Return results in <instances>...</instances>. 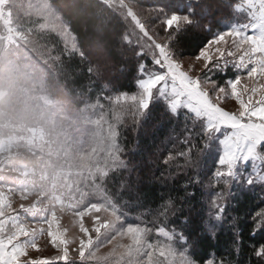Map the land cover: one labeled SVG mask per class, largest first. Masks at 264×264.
<instances>
[{
  "label": "trees",
  "instance_id": "1",
  "mask_svg": "<svg viewBox=\"0 0 264 264\" xmlns=\"http://www.w3.org/2000/svg\"><path fill=\"white\" fill-rule=\"evenodd\" d=\"M234 3L6 0L3 4L11 10L13 23L31 37L6 51L0 39V91H5L0 97V135L17 131L11 123L42 125L51 140L54 163L64 156L65 163L70 154H90L88 141L95 132L115 141L101 154V192L86 199L117 210L121 229L129 225L148 229L141 246L144 255L152 253L153 264H170L169 243L192 264H264V258L255 255L264 245V227L256 228L261 219L257 213L264 211V179L248 183L238 174L222 183L216 177L223 130L215 134L219 139L208 140L201 131L193 140L189 131L200 129L205 118L183 105L173 113L168 107L171 97L160 96L156 89L146 114L135 121L130 112L121 113L123 101L117 104L120 95H138L139 79L160 70L152 61L155 43H166L165 37L172 33L168 43L176 56L194 57L207 40L239 19ZM159 6L169 15H189L193 24L174 25L166 33L155 11ZM209 67L213 68L209 77L219 86L245 74L233 65ZM64 118L75 120L69 139L64 137ZM84 127L78 139L71 138ZM257 152L264 154V142ZM21 160L37 170L41 166L18 156ZM88 174L90 182H98L92 169ZM161 228L168 238L156 233ZM161 249L164 255L159 254ZM61 264L103 263L72 258ZM122 264L143 263L127 259ZM171 264L183 263L178 259Z\"/></svg>",
  "mask_w": 264,
  "mask_h": 264
},
{
  "label": "rangeland",
  "instance_id": "2",
  "mask_svg": "<svg viewBox=\"0 0 264 264\" xmlns=\"http://www.w3.org/2000/svg\"><path fill=\"white\" fill-rule=\"evenodd\" d=\"M5 2L6 0H0V39L4 51L13 49L25 38L31 37L28 31H21L13 23L11 10L3 7ZM234 8L239 14V19L230 27H238L246 36L258 34L260 29L256 25L264 19V0H235ZM141 16L145 18L144 15ZM200 17L206 15L201 14ZM48 20L47 18L46 22H49ZM52 24L58 26L54 21ZM43 25L42 27H49L51 22ZM228 50L229 46L226 45L224 59L229 61L227 66L233 65V58L227 56ZM178 59L182 67L188 70L189 65L195 61V56ZM201 64L202 61L196 62L195 68L189 73L195 77L201 75ZM227 66L221 62V68ZM160 71L163 70L155 72ZM243 75H246V71ZM4 94L5 91L1 90L0 97ZM211 96L215 102V93H211ZM219 106L226 111L238 112L239 105L232 99L230 89L229 95L219 101ZM64 124L67 125V129L63 130L64 137L69 139L68 133L74 128L75 120L64 118ZM9 126L17 131L12 135L14 146L12 145L10 153L5 154V144L0 147V166L5 162L10 169L8 172L0 170V264H10L13 253L16 256L15 264H61L72 258L92 259L103 264H122L127 259H130V262L150 264L149 256H152V253L144 255L141 243L138 245L127 236V228H119L117 210H112V207L105 203L87 202L86 199L101 192V154L106 148L115 146V141L107 140L98 132L92 137L86 133L88 138L91 137L88 141L92 146L90 154L86 153L87 156H84L78 153V156H75L74 153L67 157L65 163V156L54 163L50 158L51 140L42 125L11 123ZM84 129L85 127L80 128L71 138L78 139L77 134L83 133ZM222 130L223 135L232 131ZM96 148L98 151L94 154L93 150ZM222 150L223 146L220 154ZM18 156L36 160L38 167L41 166L37 170L26 160L17 161ZM260 156L264 154L258 153L257 157L237 161L235 178L241 174L248 183L264 179V159L258 158ZM90 169L97 176V183L90 182ZM220 170L226 172V166H220ZM226 178L228 177L219 179L224 183ZM218 203L219 201H216V205ZM106 222L108 227H102ZM160 235L168 238L161 233ZM167 246L170 248V264L178 259H181L182 263L188 261L192 264L186 256L178 254L172 244Z\"/></svg>",
  "mask_w": 264,
  "mask_h": 264
},
{
  "label": "snow or ice",
  "instance_id": "3",
  "mask_svg": "<svg viewBox=\"0 0 264 264\" xmlns=\"http://www.w3.org/2000/svg\"><path fill=\"white\" fill-rule=\"evenodd\" d=\"M155 11L159 14L160 19L162 18V25L166 33L174 25L179 28L182 25L193 24V20L187 14L179 15L172 12L169 15L160 6L156 7ZM256 27L260 29L256 35H243L236 26L213 35L196 53L195 61L189 65L188 70L182 67L174 49L170 47L168 41L173 40V34L168 33L165 37L166 43H157L151 50L153 64L163 71L149 72L146 78L139 79L140 92L138 95L118 96L117 104H120L121 101L124 102L120 105L121 113L130 112L134 121L145 115V110L150 107V101L156 98L154 92L156 89L160 96H164L166 99L171 97L168 107L173 113L183 105L194 112L197 117L205 118L206 122L200 129L189 131L193 140L200 135L201 131L208 140H216L219 139L215 135L216 133H220L222 129H231V132H226L223 135V139H219L223 150L222 154L218 156L217 162L220 166H226L227 170L225 172L217 168L215 175L220 179L235 177L234 169L237 161L257 157V146L264 142V19ZM226 45L229 46L227 56L233 58V66L238 73L246 71V75L237 74L233 79L227 81L226 86H219L215 80L209 77L208 73L213 70L209 66L219 68L221 62L227 66L229 61L224 59ZM143 54L145 55L144 52ZM201 61L202 76L198 75L195 78L190 76L189 72L195 68L196 62ZM140 68L143 71L144 65L141 64ZM169 81H171L170 87ZM229 89L232 99L239 105L238 112L226 111L219 106V101L229 95ZM211 93H215V102L211 98ZM128 101H131L130 105L127 103ZM181 155L186 154L181 153ZM258 158L264 159V156ZM171 159L172 157L169 156V160ZM224 182L227 183V180ZM257 215L261 218L260 222L256 224V228L259 229L264 227V211ZM102 227H108L107 222ZM95 230L99 231V229ZM148 231L146 228L129 225L126 234L139 245L143 242ZM159 231L162 235H169L163 228ZM159 254L164 255L162 249ZM255 255L264 258V245L255 250ZM15 259L16 256L13 253L10 264H15ZM149 262L153 264L151 255ZM183 264H189V262L184 261Z\"/></svg>",
  "mask_w": 264,
  "mask_h": 264
},
{
  "label": "crops",
  "instance_id": "4",
  "mask_svg": "<svg viewBox=\"0 0 264 264\" xmlns=\"http://www.w3.org/2000/svg\"><path fill=\"white\" fill-rule=\"evenodd\" d=\"M189 75L190 76H193V75H191L190 73H189ZM194 78H195V76H193ZM169 83V87L171 86V81H169L168 82ZM12 135H14L13 133H10V134H8V135H6V136H2V135H0V147L3 145V144H5L6 145V155H7V152H9L10 153V151L12 150V145L14 146V142L12 141L13 139H12ZM12 154V153H11ZM10 154V155H11ZM9 159V158H8ZM2 165L0 166V170H3V171H5V172H8L10 169H9V167H8V165H7V163H5V162H3V163H1ZM9 188H11L10 186H9ZM12 189V188H11ZM13 190V189H12ZM2 255V254H1ZM1 255H0V258H1Z\"/></svg>",
  "mask_w": 264,
  "mask_h": 264
}]
</instances>
